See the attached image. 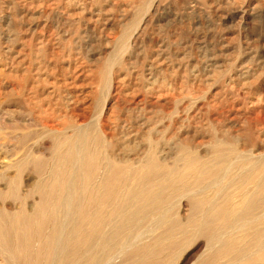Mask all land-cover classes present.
I'll return each mask as SVG.
<instances>
[{"label":"rangeland","instance_id":"1","mask_svg":"<svg viewBox=\"0 0 264 264\" xmlns=\"http://www.w3.org/2000/svg\"><path fill=\"white\" fill-rule=\"evenodd\" d=\"M82 132L101 139L90 142L101 169L94 185L106 159L121 168L153 159L158 182L182 153L225 164L220 178L203 179L218 185L201 198L221 188L219 202H246L254 188L240 181L257 164L254 182L264 176V0H0V210L33 212L48 166H65L60 143ZM181 184L157 209L184 225L192 191ZM167 231L142 234L146 264H197L208 254L204 236ZM251 237L231 242L244 248Z\"/></svg>","mask_w":264,"mask_h":264},{"label":"bare ground","instance_id":"2","mask_svg":"<svg viewBox=\"0 0 264 264\" xmlns=\"http://www.w3.org/2000/svg\"><path fill=\"white\" fill-rule=\"evenodd\" d=\"M105 123L103 127L107 128ZM86 132H82L75 140L74 136H66L64 142L60 143V150L66 149L65 166H61L62 169L48 166V179L36 184L38 202L33 205V212L24 213L21 209L19 213L9 216L0 210V256L6 264H112L111 260L127 256L136 257L137 264H146L149 260H142L145 250L143 246L139 247L142 241L140 238L143 233L162 227L168 230L170 238L186 232L205 237L208 254L197 264H218L222 259H226L225 264H264V176L259 182H254L252 178L256 174L258 160L263 159L261 156L254 157V164L257 165L250 169L253 173L249 172L244 181H240L243 190L252 184L253 194L244 197L246 202L234 205L227 196L221 202L218 201L221 188H217L214 197H200L204 190L218 185V180L206 183L203 179L206 176L220 178L225 173V164L217 158L209 164H199L196 159L185 157L182 151L172 167L165 172L167 178L164 181H153L159 174L155 172L153 159L141 168H121L118 160L114 163L109 158L106 159L108 170L94 185L92 182L101 169L96 160L98 148L92 149L91 145L94 144L92 139H101H90ZM91 164L94 166L91 167ZM190 169L194 175L188 179L190 175L187 172ZM142 170L143 173L140 172ZM123 171L125 179L121 175ZM178 176L179 179L174 181L173 178ZM184 182L185 187L192 192H186L191 195L188 218L184 225H180L174 218L168 220L169 211L165 208L157 209V205L176 195L175 184ZM122 185L128 188L117 193L116 190L122 189ZM115 191L117 194L113 195ZM112 195L115 202H112L113 208L109 207V211L105 204L112 199ZM246 230L252 232L251 241L244 248L236 247L237 241L233 239L235 244L231 242L232 235ZM119 236L126 238H120V242Z\"/></svg>","mask_w":264,"mask_h":264}]
</instances>
